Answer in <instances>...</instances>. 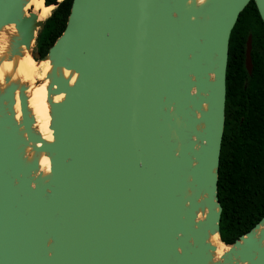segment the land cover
Masks as SVG:
<instances>
[{
  "label": "water",
  "instance_id": "water-1",
  "mask_svg": "<svg viewBox=\"0 0 264 264\" xmlns=\"http://www.w3.org/2000/svg\"><path fill=\"white\" fill-rule=\"evenodd\" d=\"M250 1L73 0L42 56L46 19L29 0H0V32L16 28L0 64L24 48L50 61L53 131L49 141L35 127L28 84L6 76L0 264H264V216L233 243L220 236L229 44ZM251 50L249 34L250 73Z\"/></svg>",
  "mask_w": 264,
  "mask_h": 264
},
{
  "label": "trees",
  "instance_id": "trees-1",
  "mask_svg": "<svg viewBox=\"0 0 264 264\" xmlns=\"http://www.w3.org/2000/svg\"><path fill=\"white\" fill-rule=\"evenodd\" d=\"M56 0H46L52 5ZM73 0H62L39 31L37 48L45 55L63 33ZM252 34L253 69L244 65ZM226 119L218 193L223 206L220 236L233 243L264 216V23L254 0L231 32L227 66Z\"/></svg>",
  "mask_w": 264,
  "mask_h": 264
},
{
  "label": "bare ground",
  "instance_id": "bare-ground-1",
  "mask_svg": "<svg viewBox=\"0 0 264 264\" xmlns=\"http://www.w3.org/2000/svg\"><path fill=\"white\" fill-rule=\"evenodd\" d=\"M201 1V0H200ZM54 5H45V0H29L26 6V12L33 11L38 14L40 19H47L54 10ZM16 33L14 24H9L0 32V58L8 50L10 39ZM51 69L50 61H38L31 55L30 50L24 48L22 55H16L12 59H4L0 64V88L5 86V77L11 76L12 80L28 84L27 95L29 98V107L35 117V127L40 131L43 137L49 141L53 140V131L50 128L51 114L50 103L48 101L47 85L49 80L46 75ZM65 70V74L69 75ZM76 74L72 77L75 80ZM37 81H40L39 83ZM17 92L16 118L21 119V107ZM64 97V93L54 95L53 100L59 101ZM41 170L50 171V159L43 154L40 159ZM200 217L202 215L200 214ZM211 241L217 247V255L220 256L228 249V246L220 241L218 235L211 237Z\"/></svg>",
  "mask_w": 264,
  "mask_h": 264
},
{
  "label": "flooded vegetation",
  "instance_id": "flooded-vegetation-1",
  "mask_svg": "<svg viewBox=\"0 0 264 264\" xmlns=\"http://www.w3.org/2000/svg\"><path fill=\"white\" fill-rule=\"evenodd\" d=\"M247 42V41H246ZM253 47V45H252ZM251 53H252V50H251ZM244 65H245V68L247 69L246 67V46H245V58H244ZM252 69H253V60H252ZM248 70V69H247ZM249 72V71H248ZM250 73V72H249ZM252 73V72H251Z\"/></svg>",
  "mask_w": 264,
  "mask_h": 264
},
{
  "label": "rangeland",
  "instance_id": "rangeland-1",
  "mask_svg": "<svg viewBox=\"0 0 264 264\" xmlns=\"http://www.w3.org/2000/svg\"><path fill=\"white\" fill-rule=\"evenodd\" d=\"M34 49H36V45H34Z\"/></svg>",
  "mask_w": 264,
  "mask_h": 264
}]
</instances>
